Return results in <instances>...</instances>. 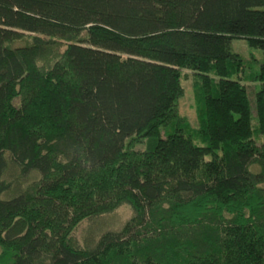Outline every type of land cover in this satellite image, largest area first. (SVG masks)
Wrapping results in <instances>:
<instances>
[{
  "label": "trees",
  "instance_id": "16d2710c",
  "mask_svg": "<svg viewBox=\"0 0 264 264\" xmlns=\"http://www.w3.org/2000/svg\"><path fill=\"white\" fill-rule=\"evenodd\" d=\"M232 39L264 53V0H0V264H264V63L252 107Z\"/></svg>",
  "mask_w": 264,
  "mask_h": 264
},
{
  "label": "rangeland",
  "instance_id": "374dc122",
  "mask_svg": "<svg viewBox=\"0 0 264 264\" xmlns=\"http://www.w3.org/2000/svg\"><path fill=\"white\" fill-rule=\"evenodd\" d=\"M29 37L15 43V46H23L28 42ZM231 49L234 53H237L242 59V70L239 73L240 79L246 85V88L251 99V105L254 103L255 89L259 88V82H252L249 80L250 74L258 73L260 66L264 63L263 50L256 47H251L245 39H232ZM182 86L183 96L178 102L179 114L185 117L192 128L198 127L197 119V105L195 99V93L193 89L194 76L191 71L183 70ZM142 148L136 146V149ZM253 170L257 171V167H253ZM264 186V184H263ZM132 209L129 205H122L110 214L100 216L98 218H92L82 221L78 227L74 230L72 238L77 244L81 246L90 245L98 236L97 234L109 230L120 229L127 220L132 216Z\"/></svg>",
  "mask_w": 264,
  "mask_h": 264
}]
</instances>
